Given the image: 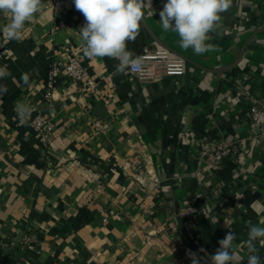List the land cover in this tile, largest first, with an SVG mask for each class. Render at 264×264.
<instances>
[{
  "label": "crops",
  "instance_id": "crops-1",
  "mask_svg": "<svg viewBox=\"0 0 264 264\" xmlns=\"http://www.w3.org/2000/svg\"><path fill=\"white\" fill-rule=\"evenodd\" d=\"M165 3L145 7L127 48L134 57L166 50L185 69L151 82L117 72L115 59L83 54L85 18L73 0L58 9L42 0L22 41L0 32L8 49L0 67L11 73L0 81L8 89L0 98V264H176L180 243L210 264L229 231L247 264L249 224L264 226V142L248 113L264 97V0H231L210 33L216 50L200 55L163 30ZM8 22L0 13V28ZM68 48L96 90L82 93L58 73L47 101L50 65ZM18 100L31 105V118L51 116L48 144L30 121L20 123ZM224 140L238 149L216 168L201 148ZM83 207L92 218L74 228ZM256 249L264 261V245Z\"/></svg>",
  "mask_w": 264,
  "mask_h": 264
},
{
  "label": "clouds",
  "instance_id": "clouds-1",
  "mask_svg": "<svg viewBox=\"0 0 264 264\" xmlns=\"http://www.w3.org/2000/svg\"><path fill=\"white\" fill-rule=\"evenodd\" d=\"M75 8L85 18L80 28L81 47L88 58H111L118 61L116 71L125 73L143 70L140 57L128 50L127 43L139 35L141 21L145 18L144 9L151 0H73ZM231 6V0H166L159 12L164 31L169 29L179 36L180 46L191 48L197 55L215 51L216 47L208 43L210 33L221 27V14ZM42 7V0H0V13L9 18V22L0 28L8 40L22 41L25 25L31 22ZM11 75L7 67H0V81ZM23 79L27 81L25 74ZM8 89L0 83V98ZM14 111L21 124H26L32 115L30 104L18 100ZM236 233L229 231L218 241L219 247L207 259L210 264H241L237 252ZM264 245V226L249 224L248 238L244 242L248 251L247 264H264L257 253L256 242ZM192 264H200V257L190 253Z\"/></svg>",
  "mask_w": 264,
  "mask_h": 264
},
{
  "label": "built area",
  "instance_id": "built-area-1",
  "mask_svg": "<svg viewBox=\"0 0 264 264\" xmlns=\"http://www.w3.org/2000/svg\"><path fill=\"white\" fill-rule=\"evenodd\" d=\"M68 0H46V3L53 9H58ZM8 49L4 43L0 42V57L7 53ZM59 60H54L49 69L47 79V91L44 93L45 100L49 101L55 87V78L58 73L64 74L80 92L90 93L96 90V83L89 76L82 58L73 49H61L58 51ZM143 62V70L139 73L132 71L140 81L151 82L162 76L181 75L184 72V62L182 60L171 59L166 50H159L153 53L145 52L139 55ZM248 113L253 124L256 135L264 142V97L253 99L248 106ZM33 130L37 133L42 143L48 144L53 130V120L46 113H37L30 120ZM95 125L99 127V123ZM237 141L224 140L219 143L203 145L201 153L209 160L212 166L221 167L230 156L238 149ZM102 220L106 221L107 216L100 211ZM177 248L176 264H192L189 258L190 253H196L200 257V264H207L203 256L191 245L180 243Z\"/></svg>",
  "mask_w": 264,
  "mask_h": 264
},
{
  "label": "trees",
  "instance_id": "trees-1",
  "mask_svg": "<svg viewBox=\"0 0 264 264\" xmlns=\"http://www.w3.org/2000/svg\"><path fill=\"white\" fill-rule=\"evenodd\" d=\"M93 212L88 208L83 207L79 210V212L71 218V223L74 228H78L87 222H89L92 218Z\"/></svg>",
  "mask_w": 264,
  "mask_h": 264
}]
</instances>
